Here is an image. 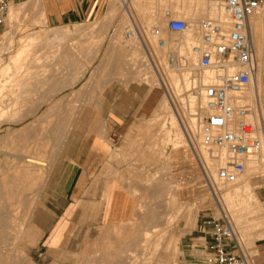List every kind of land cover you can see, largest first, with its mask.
Masks as SVG:
<instances>
[{
  "label": "rangeland",
  "instance_id": "rangeland-1",
  "mask_svg": "<svg viewBox=\"0 0 264 264\" xmlns=\"http://www.w3.org/2000/svg\"><path fill=\"white\" fill-rule=\"evenodd\" d=\"M192 1L207 3L210 0ZM186 4L187 0H126L125 3L128 7L137 6V21L144 27L148 26L144 5L151 6L156 17H161L165 9L172 12L176 9L177 17L190 18L180 12ZM125 5L118 0H105L96 20L50 28L45 26L40 0L9 4L11 9L0 28V72L21 45V40L31 33L34 38L13 67L14 75L18 73L17 78L21 80L13 84L15 82L9 81L10 73L0 76V83L4 81L0 84V200L14 217L17 216L16 229L10 231L11 239L6 247L11 259L8 264H127V260H136V264H190L188 260H193L194 255L191 248H196L198 242L191 239L201 235L198 229L207 217L219 218L221 209L232 218L246 250L257 256L264 254L258 246L264 245V202L256 195L264 190V164L261 171L248 175L244 172V180L241 178L235 183L237 185H219L209 173L207 178L204 177L199 164L201 160L195 154V144L199 147V142L191 139L187 130L188 116H197L190 111L183 90L177 93L179 96L168 91L172 105L166 96L178 124L171 123L167 113L162 112L154 118L153 113L138 131L139 136L128 137L124 143L131 149L145 146V151L115 154L114 150L110 157V161L118 158L117 165L120 164V169L110 175L109 190L114 196H104L108 181L100 187V196L106 197L107 210H115L121 216L130 204L128 217L106 222L100 216L101 202L81 200L67 211L66 201L52 198L65 187L47 182L52 164L48 154L52 153L53 139L57 145L55 150L60 148L62 151L70 134L76 130L79 135L86 133L89 121L75 120L74 114L79 117L82 113L95 112V102L100 98L102 88L110 82L142 83L134 64L138 55L130 49L131 42L122 40L130 20L127 14L123 19L121 17L126 11ZM260 12L258 16L264 14V6ZM200 18L197 15L194 19ZM111 29H115V36H109ZM119 30H123L121 34ZM54 31H65V35L49 39ZM259 43L262 57L257 55L255 43L254 47L257 62L263 67L264 30ZM145 87L148 91L157 88V94L163 95L157 84L150 83ZM257 87L264 119L262 77ZM165 121L166 127L162 128ZM115 145L117 143L113 147ZM180 150H184L188 158V165L183 170L172 160L173 154ZM206 152L210 157V152ZM236 188L239 191L236 192ZM154 225L156 227L151 228ZM144 230H150L146 238L142 237ZM128 247L133 250L130 255L124 252ZM183 260L187 262L183 263ZM258 262L255 260L256 264Z\"/></svg>",
  "mask_w": 264,
  "mask_h": 264
},
{
  "label": "built area",
  "instance_id": "built-area-1",
  "mask_svg": "<svg viewBox=\"0 0 264 264\" xmlns=\"http://www.w3.org/2000/svg\"><path fill=\"white\" fill-rule=\"evenodd\" d=\"M210 2L215 12L211 17L187 20L165 9L162 26L149 30L131 17L122 36L138 55L134 64L142 84H157L171 105L165 84L168 72L185 73L193 82L184 94L186 98L192 92L200 95L197 136L210 158L218 162L216 181L227 186L237 183L246 164L264 150L260 94H249L257 72L250 19L262 9L264 0ZM8 5L9 0H0V28ZM169 34L188 39L169 45L164 38ZM113 35L111 29L109 36ZM202 173L207 178L203 166ZM220 211L219 218L207 217L199 226L201 235L196 248H191L195 264H255V255L246 250L232 218Z\"/></svg>",
  "mask_w": 264,
  "mask_h": 264
},
{
  "label": "crops",
  "instance_id": "crops-1",
  "mask_svg": "<svg viewBox=\"0 0 264 264\" xmlns=\"http://www.w3.org/2000/svg\"><path fill=\"white\" fill-rule=\"evenodd\" d=\"M21 1L29 0H9L13 4ZM104 1L40 0V10L44 13L46 27L71 26L74 23L80 24L99 18L104 7ZM261 75L264 83V66ZM143 85L136 82L126 85L117 80L110 82L95 102V112L82 113L79 117L77 114L74 116L75 120L89 121L92 124L88 123L86 133L79 135L78 130H76L75 133L70 134L62 151L60 148H58L59 151L55 150L57 145L53 139L52 153L48 154L52 164L49 166L51 173L47 182L54 186L59 184L67 186L57 197H52L66 201L65 206H69L67 211L72 210L74 203L83 200L91 203L101 202L100 216L106 222L122 221L130 215L132 208L130 204L125 208V214L122 216L115 210H107L106 197L100 196L102 194L100 187L106 181H111L110 175L120 169V164L117 165L118 158L115 161H110L114 150L115 154L145 151V146L131 149L124 144L126 138L139 136L138 131L145 125L146 121L151 119L157 105V98L153 97L157 95V88L153 89V94L150 96L148 89H145L146 85ZM114 143H117L115 147H113ZM173 155L172 160L180 164L181 170L187 167L188 158L184 150L176 151ZM110 184L107 185L104 196L107 194L114 196L113 192L109 190ZM256 195L260 201L264 202V190L258 191ZM112 204L111 202L110 205ZM197 239L195 237L191 240ZM188 245L185 246L188 247ZM258 246L264 252V245L259 244ZM254 255V260H259L258 264H264V254ZM188 261L190 264H195L196 260ZM185 262L187 260H183V263Z\"/></svg>",
  "mask_w": 264,
  "mask_h": 264
},
{
  "label": "bare ground",
  "instance_id": "bare-ground-1",
  "mask_svg": "<svg viewBox=\"0 0 264 264\" xmlns=\"http://www.w3.org/2000/svg\"><path fill=\"white\" fill-rule=\"evenodd\" d=\"M120 3L124 4L126 3V0H118ZM207 2V0H206ZM10 4V2H9ZM137 4V3H135ZM135 7H137L135 5ZM133 5H130L129 7L125 5V8H126V11L122 13V19L126 16L127 14V17L129 18H134L135 20H138V13H137V9L135 8ZM183 8H181L180 12L183 13V14H186V15H190L188 17L190 18H185L187 20H192L195 18V16H199L201 18H205V17H211L214 15V11H213V3L208 1L207 3H204V2H193L192 0H187V4L186 6L183 5L182 6ZM9 8L10 6L8 5V12H9ZM15 8V7H14ZM144 17H145V21L147 22L148 26H145V27H149L147 28V30H149L152 26L154 25H158V26H162V22H161V17H156L155 15V11L153 10V8L151 6H148V5H144ZM11 9V8H10ZM262 10V9H261ZM177 11L176 9L174 10V12ZM11 12V11H10ZM14 12H15V9H14ZM260 12V11H259ZM261 13V12H260ZM12 17L13 16V10L12 12L10 13ZM259 14V13H258ZM258 14L254 15L251 19H250V24H251V29H252V34H253V43H255L256 47L258 48V56L262 57V54L260 53V36L262 35L263 33V30H264V14H261L258 16ZM8 15V14H7ZM193 15V16H192ZM124 16V17H123ZM142 25L143 23L140 22ZM144 26V25H143ZM122 29L124 27H121ZM126 28V26H125ZM115 30V29H114ZM124 30V29H123ZM122 30V31H123ZM120 31V34L122 33L121 30ZM259 34V35H258ZM65 35V31H54L48 38L49 39H53V38H57V37H64ZM6 36V35H5ZM115 36V35H114ZM120 37V35H119ZM188 36L185 35V36H180V37H174L172 35H164V38L166 39L167 43L169 45H171L174 41H177V42H181L183 39L184 40H187ZM33 38H34V35L31 33V34H28L26 35L22 40H21V45L19 47H17L16 51L13 53V55L9 58V61L8 63L2 68L1 72H0V76L2 74H5L6 72L10 73V75H8V73H6L8 76H10L9 78V81H11L13 84H16V82L21 79L17 78V75H19L18 73H16L15 71V74L16 76L14 75L13 73V70H15L14 66L18 63V61L21 59V57L26 53V49L29 45L32 44V41H33ZM118 38V37H117ZM120 39V38H119ZM124 41V39H122ZM5 44V43H4ZM116 44V43H115ZM123 44V43H122ZM131 51V50H130ZM128 53V52H126ZM130 54H133L132 52ZM135 56V55H134ZM137 56V55H136ZM130 57V56H129ZM136 58V57H134ZM138 58V56H137ZM136 58V59H137ZM131 59V58H130ZM1 60V59H0ZM114 62V61H113ZM124 62V61H122ZM262 63V62H261ZM14 67V68H13ZM17 67V66H16ZM123 67V66H122ZM127 67V66H126ZM261 67L262 65L257 62V72H256V75H255V78L252 79L253 81L250 82V84H254L252 90L249 92L250 95L252 94H255L258 92V84L260 83V80H261ZM13 68V69H12ZM118 68V67H117ZM124 68V67H123ZM133 68V67H132ZM18 69V68H17ZM20 69V68H19ZM19 69L17 70L18 72H21L19 71ZM113 69V68H111ZM121 69V68H120ZM137 72V71H136ZM2 73V74H1ZM32 74V73H31ZM133 74V73H132ZM6 75V76H7ZM140 76V75H138ZM3 77V76H2ZM20 77V76H19ZM23 77H24V74H23ZM32 77V76H31ZM101 77V76H100ZM122 77V76H121ZM8 78V77H7ZM21 78V77H20ZM30 78V77H29ZM5 79V78H4ZM116 79V78H115ZM130 79V78H129ZM8 81V79H6ZM34 80H38V79H34ZM2 81V79H1ZM4 82V81H3ZM1 82V83H3ZM33 82V81H32ZM37 82V81H36ZM35 82V83H36ZM0 83V84H1ZM24 83V82H23ZM256 83V85H255ZM20 84V83H18ZM17 84V86H18ZM26 84V83H25ZM32 84V83H31ZM30 84V85H31ZM165 84H166V87L169 91V93H173L174 96H177L178 92L180 91H185V89L187 87L189 88H192V84L193 82L192 81H188L187 80V77H186V74L185 73H175V71H170L168 72L167 74V79L165 81ZM22 85V83H21ZM5 86V85H4ZM16 86V85H15ZM28 86V85H27ZM35 86V85H34ZM24 87V86H22ZM29 87V86H28ZM159 87V86H158ZM25 88V87H24ZM23 88V89H24ZM32 88V87H31ZM30 90V89H28ZM103 90V88H102ZM16 91V90H15ZM153 89H150L148 91V93H150V96L153 94ZM22 92V91H21ZM26 92V91H25ZM84 92V91H83ZM102 92V91H101ZM260 92V91H259ZM14 93V92H13ZM20 93V92H19ZM23 93V92H22ZM29 93V92H28ZM24 94V93H23ZM93 94V93H92ZM22 95V94H21ZM26 95V94H24ZM28 95V94H27ZM20 96V95H19ZM23 96V95H22ZM21 96V97H22ZM93 96V95H92ZM179 96V95H178ZM261 96V95H260ZM15 97V96H14ZM12 97V98H14ZM155 99L157 98V105H156V108L154 110V116L153 118L159 114H161L162 112L163 113H167L170 117H171V120L170 122L171 123H174L175 125L178 124V121L176 120V116H174V113L172 111V108L170 107V103L168 102V99L166 98V96L163 94V95H154L153 96ZM93 98V97H92ZM91 98V99H92ZM188 107L190 109V111L194 112V116L196 115L197 117H190L188 116V120H187V130H188V133H189V137L191 135V139L197 141V143L199 142V147L197 144H195V148H197V153H195L196 155L199 156L200 160H201V167L203 166V168L206 170V173L208 174L209 173V176L210 177H213L214 180H216V176H215V168H216V165L218 164L217 161L211 159L210 157H208V152H206V150H204L201 146H200V141L198 140V136H197V128H198V118H200V116L202 115V112L200 111L199 109V105H200V95L198 92H192L190 95H188ZM15 99V98H14ZM103 99V98H102ZM93 100V99H92ZM92 100H90L92 102ZM18 101V100H17ZM94 101V100H93ZM13 102V101H12ZM15 102V101H14ZM91 104V103H90ZM4 105V104H3ZM87 105V104H85ZM84 105V107H85ZM83 107V108H84ZM51 108V107H50ZM100 108H101V105H100ZM6 109V108H5ZM55 109V108H54ZM60 109V108H59ZM77 109V108H76ZM3 110V109H2ZM1 110V111H2ZM56 110V109H55ZM94 110V109H93ZM49 111V110H48ZM74 111V110H73ZM72 111V112H73ZM50 112V111H49ZM57 112V111H56ZM2 113V112H1ZM59 113V112H57ZM76 113V112H75ZM74 113H72L73 115ZM99 114V113H98ZM2 115V114H1ZM71 115V116H72ZM75 115V114H74ZM73 115V116H74ZM97 115V114H96ZM167 115V116H168ZM56 117V116H55ZM69 117V116H68ZM98 117V116H97ZM67 118V116H66ZM162 118V117H160ZM69 119V118H67ZM72 119V118H71ZM159 119H156L155 121H157ZM70 121V120H69ZM103 121V120H102ZM106 121V120H105ZM49 122V120H48ZM92 122V121H91ZM71 123V122H70ZM99 123V122H98ZM84 124V123H83ZM91 124V123H89ZM66 125V124H65ZM69 124L67 123V126ZM92 125V124H91ZM32 126V124H31ZM47 126V125H46ZM50 126V125H49ZM174 126V125H173ZM29 127V126H27ZM162 128L166 127V121L162 123L161 125ZM49 128V127H48ZM174 128V127H173ZM21 129V128H20ZM64 129V128H63ZM93 129V128H92ZM103 129V128H102ZM105 130V129H104ZM178 130V129H177ZM168 131V130H167ZM179 131V130H178ZM58 132V131H57ZM64 132V131H63ZM161 132V131H159ZM28 133V132H27ZM54 133V132H53ZM165 133V132H163ZM26 134V133H25ZM59 134V133H58ZM177 134V133H176ZM57 135V134H56ZM165 135V134H164ZM175 135V133H174ZM195 135L197 136V138H195ZM163 136V135H162ZM12 137V136H11ZM167 137V136H166ZM14 139V138H13ZM177 139V138H176ZM168 140V139H167ZM181 140V139H180ZM179 140V141H180ZM60 141V139H59ZM173 142V141H172ZM171 142V143H172ZM181 142V141H180ZM170 143V141L168 142ZM178 143V142H177ZM167 144V143H165ZM181 145V144H180ZM174 146V145H173ZM59 147V146H58ZM190 147V146H189ZM193 148V147H192ZM191 148V150H192ZM162 152V151H161ZM194 154V153H193ZM8 155V154H7ZM264 155V150L262 151L261 153V156L255 160H252L250 162H248L246 164V169H245V172L247 171V175L250 174V173H256L257 170L259 171L261 168H262V164L263 163V156ZM31 159V158H29ZM200 164V162H199ZM30 170V169H29ZM261 171V170H260ZM34 173V172H33ZM29 174V173H28ZM4 175V174H3ZM27 175V174H26ZM30 175V174H29ZM32 175V174H31ZM154 178V177H153ZM250 178V177H249ZM242 179L244 180V178L242 177ZM242 180V181H243ZM3 181V180H2ZM10 181V180H9ZM13 181V180H12ZM110 181V180H108ZM22 183V182H21ZM30 183V182H29ZM109 183V182H108ZM111 183V182H110ZM149 183V182H148ZM16 184V183H15ZM235 184V183H234ZM12 185V184H11ZM230 185V184H229ZM237 185V184H235ZM8 186V185H7ZM9 187V186H8ZM7 187V189H8ZM16 187H14L15 189ZM25 188V187H24ZM6 190V189H5ZM8 191V190H7ZM239 191V189L236 188V192ZM10 193V192H9ZM21 194V193H20ZM2 196V195H1ZM3 197V196H2ZM19 197V196H18ZM249 197H252V195ZM4 198V197H3ZM13 199V198H12ZM16 199V198H15ZM158 199V198H157ZM14 200V199H13ZM18 201H19V198H18ZM9 202V201H8ZM13 202V201H12ZM11 203V202H10ZM9 203V204H10ZM16 203V202H15ZM14 203V204H15ZM167 203H165L166 205ZM11 207V206H10ZM16 209V208H14ZM13 210V209H12ZM11 211V210H10ZM16 217H14L13 213H10L8 211V208L5 206V204L3 203V201L1 202L0 200V264H8V260H11L9 255L7 254L6 252V247H7V244H8V241L9 239H11V233L10 231L15 228V224H16ZM168 217V215H167ZM27 220V219H25ZM172 221V220H171ZM127 222V221H126ZM131 222V221H130ZM133 222V221H132ZM124 223V222H123ZM128 224V223H126ZM17 225V224H16ZM129 225V224H128ZM131 225H135V224H131ZM130 227V226H128ZM156 226H152L151 228H155ZM133 228V227H132ZM132 228H129L130 230H133ZM16 229V228H15ZM157 229V228H156ZM19 230V229H18ZM101 230V229H100ZM136 230V229H134ZM155 230V229H154ZM22 231V230H21ZM102 231V230H101ZM129 231V230H128ZM13 232V231H12ZM100 232V231H99ZM112 232V231H111ZM145 233L142 234V237L146 238V234H148L150 232V230H144ZM153 232V231H152ZM20 233V232H19ZM14 234V233H13ZM21 234V233H20ZM164 234V233H163ZM19 235V234H18ZM99 235V234H98ZM151 235V233L149 234ZM20 236V235H19ZM14 237V236H13ZM16 237V236H15ZM14 237V239H15ZM68 237V236H67ZM138 240V239H137ZM144 241V240H143ZM88 242V241H87ZM121 242V241H120ZM12 243V242H11ZM15 243V242H14ZM13 243V244H14ZM90 244H93V243H90ZM96 244V243H95ZM132 244V243H131ZM129 245V246H132V245ZM164 244V243H163ZM162 244V245H163ZM141 245H143L141 243ZM95 246V245H94ZM144 246V245H143ZM145 247V246H144ZM86 249V248H85ZM115 249V248H114ZM158 249V248H157ZM88 251V250H87ZM132 249L131 248H127L125 249L124 252H128L127 255H130L132 253ZM13 252V251H12ZM86 252V251H85ZM105 252V251H104ZM10 253V252H9ZM135 253V252H134ZM133 253V254H134ZM12 254V253H11ZM98 255V254H97ZM105 255V254H104ZM135 255V254H134ZM108 256V255H107ZM105 257V256H104ZM24 258V257H22ZM94 259V258H93ZM110 259V258H109ZM112 260V259H111ZM109 261V260H108ZM113 261V260H112ZM127 264H136V260H127L126 261ZM13 263V262H12ZM111 264V263H110Z\"/></svg>",
  "mask_w": 264,
  "mask_h": 264
}]
</instances>
